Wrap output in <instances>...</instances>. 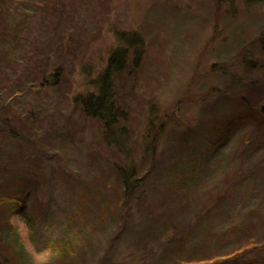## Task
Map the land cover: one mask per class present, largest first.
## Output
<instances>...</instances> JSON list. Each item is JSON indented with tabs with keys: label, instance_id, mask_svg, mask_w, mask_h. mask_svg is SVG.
Returning <instances> with one entry per match:
<instances>
[{
	"label": "rangeland",
	"instance_id": "rangeland-1",
	"mask_svg": "<svg viewBox=\"0 0 264 264\" xmlns=\"http://www.w3.org/2000/svg\"><path fill=\"white\" fill-rule=\"evenodd\" d=\"M127 32L109 141L82 101ZM263 105L264 0H0V260L263 264Z\"/></svg>",
	"mask_w": 264,
	"mask_h": 264
},
{
	"label": "trees",
	"instance_id": "trees-1",
	"mask_svg": "<svg viewBox=\"0 0 264 264\" xmlns=\"http://www.w3.org/2000/svg\"><path fill=\"white\" fill-rule=\"evenodd\" d=\"M252 1V0H250ZM119 36V40L122 43L120 47L113 52V54L110 56L108 62L107 69L103 72V75L100 77L99 85H98V92L97 95L90 94V96L82 101L83 105V111L88 116L91 115L93 117H96L99 119L103 125L105 126V134L107 139L115 140L119 139L120 133L118 135H114L115 130H118V127H120V123L122 119H124L122 110L120 106H117L113 102V78L115 75H117L120 72L124 71V69L128 66L129 63H131L134 67H139L140 65V59L142 58V39H140L139 35L137 33H134L130 35L129 32L125 33H119L117 34ZM117 132V131H116ZM118 141L116 140L115 143ZM121 176L124 179L125 182V189L126 190V197H129L130 193L134 192L135 189V183L136 180H138L136 177L135 169L133 170L128 168V171L122 170L120 171ZM9 201H5L3 203H8ZM18 207L17 210L20 211V215L23 217H28L29 214H27L24 210L22 205H20V202L18 201ZM12 204L15 206L16 202H12ZM84 213V212H83ZM82 220H86L87 215L84 213L82 215ZM29 221V224H33L32 218L27 219ZM32 226V225H30ZM33 227V226H32ZM65 246L67 249H69V243L65 242ZM254 247H258L257 245H254L251 250L254 251ZM262 248V247H261ZM260 252L258 249H255ZM20 254L24 255L22 253V250L19 251ZM244 252L235 253V254H242ZM21 255V256H22ZM222 258V257H221ZM226 259L227 257H224ZM217 259V258H216ZM215 258H202V259H190L184 261H177L178 264H221V260H216ZM264 262V260H263ZM261 262V263H263ZM0 264H5V262H2L0 260ZM264 264V263H263Z\"/></svg>",
	"mask_w": 264,
	"mask_h": 264
},
{
	"label": "water",
	"instance_id": "water-1",
	"mask_svg": "<svg viewBox=\"0 0 264 264\" xmlns=\"http://www.w3.org/2000/svg\"><path fill=\"white\" fill-rule=\"evenodd\" d=\"M261 109L263 110V112H264V105L261 107Z\"/></svg>",
	"mask_w": 264,
	"mask_h": 264
}]
</instances>
